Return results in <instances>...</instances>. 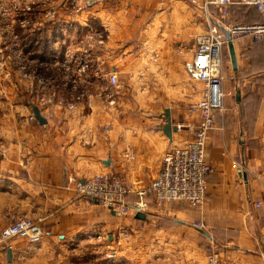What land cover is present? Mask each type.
<instances>
[{"label": "crops", "instance_id": "crops-1", "mask_svg": "<svg viewBox=\"0 0 264 264\" xmlns=\"http://www.w3.org/2000/svg\"><path fill=\"white\" fill-rule=\"evenodd\" d=\"M49 1L59 4L54 9L66 23L64 34L48 41L55 54L28 56L30 65L44 67L41 75L61 84L65 74L79 79L60 86L54 102L41 107L45 123L27 120L33 112L25 81L13 74L15 82L3 86L0 226L26 216L52 233L10 241L7 264H202L209 251L228 264H264V210L254 205L264 199V76H253L257 69L237 56L232 69L238 76L223 82L224 109L206 142L212 170L202 212L178 203L157 205L149 196L140 210L144 217L120 214L79 195L76 182L113 172L125 184L148 183L164 152L192 136L198 115L189 107L206 86L189 76L185 61L205 33L206 19L192 0H103L81 12L73 27L65 22L74 18L63 0ZM253 10L249 23L259 19ZM19 27L22 36L26 29ZM54 27L46 23L44 30ZM95 29L101 41L91 36ZM28 36L34 45L37 37ZM57 50L61 61L70 53L72 70L55 64ZM78 61L83 72L76 71ZM108 73L116 75L117 85L109 84ZM165 110L171 137L163 132ZM198 217L204 228L194 225Z\"/></svg>", "mask_w": 264, "mask_h": 264}, {"label": "built area", "instance_id": "built-area-1", "mask_svg": "<svg viewBox=\"0 0 264 264\" xmlns=\"http://www.w3.org/2000/svg\"><path fill=\"white\" fill-rule=\"evenodd\" d=\"M192 2L198 3L197 0H192ZM234 2L254 7L259 15L258 21L247 24L226 22L228 7ZM203 5L206 7L207 5H216L219 18L213 20L211 13L207 14L206 31L198 37L191 59L185 61L189 76L203 81L206 86L201 98L189 107L191 112L198 115V122L194 126H190L192 136L183 144L172 146L164 152L160 167L150 182L125 184L118 174L102 172L85 178L81 182L77 181L76 190L79 195L95 200L102 206L120 214L144 210L147 206L146 199L149 196L153 197L157 205H163L167 202H183L202 212L207 192L206 178L212 170V165L207 158V136L214 127L216 115L224 109V48L229 40L233 42L239 34H247L252 40L264 44V0H207ZM44 14L46 18L41 21L33 20L28 26L20 18V26H27L23 29L30 31L44 29L45 24L50 23L53 18L54 12L48 10L44 11ZM13 51V56L16 57L14 59L16 60V71L32 72V70H27L28 66L24 54L15 49ZM1 64L2 60H0L2 68L3 64ZM60 65L66 72L71 70L68 60L62 61ZM84 67L85 64L78 61L76 71L83 72ZM24 73L23 75L26 77ZM28 76L33 78L32 81H35L37 88L50 87L48 86V79L43 75L29 74ZM107 78L110 85H117L118 80L114 73L108 74ZM30 92L32 95L30 105L35 101L40 104L51 101V97L47 96L51 92L49 89L43 91L34 89V92ZM54 96H58L56 91ZM69 107L72 108L73 105L70 104ZM27 120H35L34 114L30 113ZM69 180L75 181L76 179L70 177ZM129 195H134L135 199L129 202ZM254 205L264 210V199L256 200ZM194 225L196 227L202 226L199 222L194 223ZM50 234L51 232L42 226L39 219L35 220L26 216H19L9 224L0 226V264L9 240L13 238L37 240ZM259 242L264 249V228L259 234ZM202 264L228 263L218 252L209 251Z\"/></svg>", "mask_w": 264, "mask_h": 264}, {"label": "rangeland", "instance_id": "rangeland-1", "mask_svg": "<svg viewBox=\"0 0 264 264\" xmlns=\"http://www.w3.org/2000/svg\"><path fill=\"white\" fill-rule=\"evenodd\" d=\"M103 0H63L62 4L63 7L65 6L66 10L70 11L69 15L71 18L74 19H70L67 20L65 22H67L68 26L69 25H74L78 24L77 22L78 20V16H80V13L83 12L84 10H86L88 8V6L91 5H96L101 3ZM198 3V7H199V15L202 16V20L206 19L207 14L210 12L211 15L213 16V20L218 19L219 18V13H218V8L216 5H207V7L204 4L205 1L207 0H197ZM57 1H53L50 2L49 0H0V60H2V68L0 66V72L2 73V75L0 76V104L2 103V105H0V115H1V110H2V106L5 103V90H3V86L6 85L9 86L11 85L9 83V81L11 80V82L13 81V83L15 81H25L27 85V91H33L34 89H37L39 91H43L46 89H49L51 92H49L50 94H47V96L51 97V101L47 102L46 104H52L54 102V100L58 97V96H54L55 95V91L57 92L58 88L60 86H62L63 84H76V82H78L79 76L74 77V76H69L67 74L64 75V78H67V80H63V84L60 83V81L52 79L50 76H46V78L48 79V86H50L49 88H37L35 86V81H32L33 78H29V74H43L42 72H44V67H40V65L37 64V67H33L30 65V58H28V56H34L35 58L41 57L43 55L49 56V54H55V53H50L49 48L51 49V47H49L51 44L48 42L50 40L56 39V38H61L62 35L64 34L62 30H64V25H66V23L62 22V17L60 15H58L54 9V7H58L59 4H57ZM53 7V8H51ZM52 11L54 12V15L52 16L53 18L50 20V23H53L55 26H58V29H51L49 32L46 31V29L44 30H39L36 29L33 32H30V30H25L24 34H22V36H18L17 34L20 32V18L23 19V21L27 24L31 22V21H41L44 18H46L44 11ZM228 11L229 14L226 16V22L229 23H234V24H247L249 22H251L252 20H250V17L254 14L256 17V14L254 13V10L250 7H247L241 3H234L233 5H230L228 7ZM72 13V14H71ZM76 23H75V22ZM225 21V20H224ZM19 24V26H18ZM75 25V26H76ZM26 26V27H27ZM26 27H21L26 28ZM62 29V30H61ZM28 34H31L32 37H37L36 43L34 42V45H30V41H29V36ZM91 36L96 37L98 40H102L103 37H99L102 36L101 32L98 31L97 29L93 30L91 32ZM24 35H26L25 37H23ZM90 35H88V37H91ZM244 40V45L243 46V50L238 48V44ZM233 44L235 47V52H236V57L238 56L240 59L239 63L246 62L248 61L247 64H249L247 67L248 68H254L257 69L255 71H252V75L253 76H258L259 74L264 76V71H263V66H264V44L262 43H258L254 40H252V38L247 35V34H239L235 37V39L233 40ZM20 48V49H19ZM22 48V50H21ZM14 49H17L18 52H22L25 56V61H26V65L28 66L27 70H32V72H27V73H23L25 74L26 77H24L22 72H18V70L16 71V68L14 69L15 72L13 73V67L15 66V62L14 59L16 58L14 55ZM52 50V49H51ZM56 59L55 60V64L59 65L61 64L62 60L60 59L61 53L59 50L56 51ZM27 56V57H26ZM70 53L66 54V59L68 57L69 60V67L71 68L72 66V62L70 61ZM74 60H77L74 57ZM223 69H224V74H225V80H233L234 76H238V69L234 70L232 69L231 66V62H230V57H229V53H228V47L226 46L224 48V53H223ZM237 66H238V61H237ZM246 66V65H245ZM262 67V68H261ZM7 68H9V70H11V72L6 71ZM72 70V69H71ZM188 73V72H187ZM250 72L247 73V75ZM16 76V79L14 81V75ZM110 74V73H108ZM107 74V76H108ZM233 74V76H232ZM244 74H241V76H243ZM232 76V77H231ZM240 76V75H239ZM28 77V78H27ZM5 78H7L5 80ZM13 78V79H12ZM5 87V86H4ZM31 94V92H30ZM29 95V93H28ZM46 96V97H47ZM32 97V95H31ZM45 97V96H44ZM224 99V98H223ZM34 102V101H33ZM46 104H40L38 101H35V103L31 104L35 105L38 107L39 111H41V107L43 105ZM41 113V112H40ZM184 204L187 208L189 207L187 204L185 203H181V202H167L166 204ZM191 210L198 212L197 210L189 207ZM194 223H198L201 222V218L198 217L196 220H194ZM42 226L44 227V225L42 224ZM201 228H204V226H201ZM45 229L48 230V228L45 227ZM51 232V230H49ZM52 234V233H51ZM51 234L49 236H51ZM49 236H44L45 237H49ZM15 239H21V240H29V241H33L30 240L28 238H13L11 240H9L8 246H9V242ZM43 239H37V240H41ZM7 246V248H8ZM7 249L5 251V253L3 254V257L1 258V264H7L6 260H7ZM50 263V262H49ZM43 264H47V263H43Z\"/></svg>", "mask_w": 264, "mask_h": 264}, {"label": "water", "instance_id": "water-1", "mask_svg": "<svg viewBox=\"0 0 264 264\" xmlns=\"http://www.w3.org/2000/svg\"><path fill=\"white\" fill-rule=\"evenodd\" d=\"M227 38H229L228 35H227ZM227 47H228V53L230 57L231 66L233 69H235L237 66V59H236V52H235V47H234L233 42L229 40ZM32 112L39 123H45L46 119L42 116L37 106L32 105ZM164 114L166 115V123H165V126L163 127V132L166 136L171 137V132L172 130H174V128L171 126V121L168 116V110H165ZM237 171H238L239 176L245 177V174L243 173L241 168H238ZM136 217L142 218L144 217V213L139 211L136 213ZM10 256H11L10 251L8 250L7 251L8 260L10 259Z\"/></svg>", "mask_w": 264, "mask_h": 264}, {"label": "trees", "instance_id": "trees-1", "mask_svg": "<svg viewBox=\"0 0 264 264\" xmlns=\"http://www.w3.org/2000/svg\"><path fill=\"white\" fill-rule=\"evenodd\" d=\"M242 4V3H241ZM243 5H245V6H247V7H250V8H252L253 9V7L252 6H249V5H246V4H243Z\"/></svg>", "mask_w": 264, "mask_h": 264}]
</instances>
